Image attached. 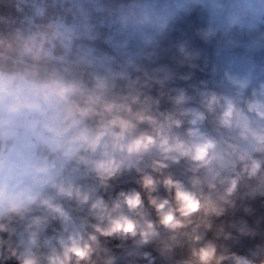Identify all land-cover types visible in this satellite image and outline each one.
I'll list each match as a JSON object with an SVG mask.
<instances>
[{
  "label": "clouds",
  "instance_id": "clouds-1",
  "mask_svg": "<svg viewBox=\"0 0 264 264\" xmlns=\"http://www.w3.org/2000/svg\"><path fill=\"white\" fill-rule=\"evenodd\" d=\"M0 264H264V0H0Z\"/></svg>",
  "mask_w": 264,
  "mask_h": 264
}]
</instances>
